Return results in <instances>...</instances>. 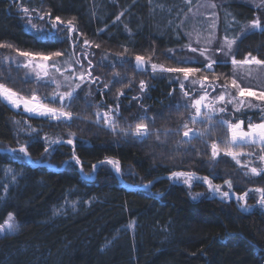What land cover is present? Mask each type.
<instances>
[{
    "label": "trees",
    "instance_id": "1",
    "mask_svg": "<svg viewBox=\"0 0 264 264\" xmlns=\"http://www.w3.org/2000/svg\"><path fill=\"white\" fill-rule=\"evenodd\" d=\"M24 8L31 14L50 11L65 21L74 17L78 33L83 34L79 46L87 39L96 52L109 48L121 53L127 48L128 57L122 65L114 61L115 67L113 62L99 64V71H92L100 77L94 89L78 90V98L66 110L83 119L62 122L30 117L0 101V223L12 213L19 225L15 232L0 236V264H264V212L256 205L254 192L247 197L250 210L244 212L233 200L211 197L201 182L189 188L168 178L172 171L183 170L215 176L217 184L231 179L237 194L264 187V174L245 176L247 169L230 157L211 161L210 144L227 137L225 128L217 127L207 145L193 139L178 147L180 135H161L166 143L159 145L155 136L139 142L94 123L97 105L106 111L117 102L122 127L138 122L136 117L144 109L155 118L150 128L161 131L176 130L190 120V109L169 107L185 103L175 82L149 70H131L133 57H147L153 50L152 61L172 66L176 63L169 59L168 49H174L176 57L186 56L182 18L190 5L185 0H0V42L14 45L0 48V59L15 49L64 50L65 58L71 53L77 56L70 40H38L24 25ZM217 8L220 38L227 31L229 38L236 37L257 16L264 23V9L239 0H222ZM78 33H72L74 39ZM235 50L238 60L248 53L264 59V32L247 31ZM114 72L121 74V82H116ZM215 72L224 74L217 81L222 84L232 76V66L218 65ZM208 75L211 79L212 74ZM136 78L147 83L144 93L133 89ZM0 83L21 94L32 86L28 95L35 91L43 100L53 90L52 85L26 80L22 70L5 63H0ZM105 83L108 89H103ZM193 88L186 86L190 94ZM118 90L124 95L117 101ZM134 96L140 99L133 100ZM44 102L56 105L49 99ZM252 115L260 119L262 114ZM69 132L76 133L74 146L50 144L55 139L66 141ZM22 145L28 148L30 160L18 153ZM47 147L53 150L49 157L42 155ZM73 147L83 171L71 160ZM11 149L17 151L10 153ZM242 149L254 153L249 165L264 167L258 159L260 146ZM106 157L120 161L121 180L109 165H99ZM44 161L48 164H40ZM92 165L99 166L93 171ZM149 181L148 189L137 188Z\"/></svg>",
    "mask_w": 264,
    "mask_h": 264
},
{
    "label": "snow or ice",
    "instance_id": "2",
    "mask_svg": "<svg viewBox=\"0 0 264 264\" xmlns=\"http://www.w3.org/2000/svg\"><path fill=\"white\" fill-rule=\"evenodd\" d=\"M151 3V0H149ZM186 3H191V0H185ZM211 8H215L214 3L209 5ZM257 8L264 7V0H259V3L256 4ZM32 11H36L33 9ZM191 11V9H189ZM23 12L28 16V24L31 27V30H34V35L38 40L47 41V40H70L72 41V47L79 43V36L83 35L78 33V29L74 25L75 18L71 20H63L60 16L53 17L51 12H45L42 15H39L40 20H46V23L50 27L42 28L37 24L32 23V17L29 15V9L24 8ZM120 15H123L121 13ZM215 16V13L212 14ZM120 16L116 17V20H119ZM179 27V26H178ZM210 28L213 30L216 28L215 20L210 24ZM245 31H261L264 32V23L257 16L252 19L245 25ZM102 31V30H101ZM72 33H78L77 37L74 39ZM189 36V42L182 47L187 49L195 56H184L176 57L174 55V49H168V53L172 55L169 56V59L175 60L176 66H165L162 63H155L152 61L153 53L147 57L144 55L135 56V67L138 71H146L147 68L145 65H149L153 75L156 73H169L174 74L173 79L179 84V89L183 93V98L185 103L183 105L176 104V111H179L181 107L189 111L190 120H184L180 127L176 130L166 129L161 131L160 129L150 128L151 124L155 123L154 117H149L147 115V109L143 110V115L137 116L136 122L134 125L128 124L126 127H122L119 123L120 116V105L117 102L115 107L109 105L107 110H102L99 105H97V111L95 112V121L97 125H103L107 130L113 132L114 134L121 135L123 137H133L139 142H143L148 138L155 136V139L159 145L166 143V140H161V135L167 137L168 135L176 134L180 135L182 139L177 142L179 147L182 144H191L193 139H199L206 145L208 144V137H210L217 127L225 128L227 130V137L221 140H213L210 144L211 149V161L216 163L218 158L221 156L230 157L231 160L235 162L237 166L247 169L244 175L260 176L264 174V167H254L250 166L247 162H242V156H251L254 153H246L241 149L244 146L258 145L261 149V155L259 160L264 162V90H253L250 87L242 86L237 77L238 68L256 65L258 67L264 66V59H260L257 56H253L251 53H248L243 59H236L235 55L232 54L233 46L236 44L239 37L229 38L227 35L223 37L220 42L219 47L213 49L210 47L215 42V32L209 33L208 37L204 39V46L193 47L192 33H185ZM195 43L197 45L201 44L200 34H196ZM92 42L87 39H84V46H91ZM95 47L99 48V44H95ZM0 48L13 49L14 45L11 43L0 42ZM83 48V46H82ZM17 56L23 57V62L17 60L15 57H3L0 59V63H5L11 61L15 63L17 68L23 67L29 71L25 74V79H35V81L47 85H55L56 91H54L51 97H44L45 100L50 99L51 103H56L59 101L60 107H51L49 103L42 102L41 98L36 95L35 91L32 92L30 96H25L20 92L13 90L12 88L7 87L4 83H0V101L6 103L12 108L20 109L23 108V111L29 114L39 115L48 117L53 120L62 121V122H71L73 119H83V117L78 114H74L71 110H66L71 108L72 101L78 98V90L87 84L91 88L92 84H96L100 80V77H94L92 74V61L88 60V68H85L82 62L79 59L73 60L72 56H69L68 60L61 62L59 58H62L66 55V51L58 50L51 51L48 53L39 52V51H24L20 49H15ZM124 52L127 53L128 49L125 48ZM220 54L223 57L231 56L232 64V76L225 77V82L220 84L217 83L220 80L221 76H224L223 73L217 74L215 72V66L221 64H227L226 59H217V56ZM75 55V53H73ZM85 59H87V53H84ZM202 58V60L200 59ZM103 59H107L104 57ZM61 63L66 65L62 68L59 66ZM75 63L80 66V70L77 72L72 68V64ZM183 65V66H181ZM199 65V66H194ZM115 67V65H112ZM69 73V74H66ZM208 73L212 74L210 79ZM57 74L63 77V81L57 79ZM116 82H121L122 77L119 72L112 73ZM230 80V82H229ZM189 85H199V89H193L190 94L189 90H186V83ZM67 87V91H59L62 86ZM131 81L126 86L130 87ZM109 84L105 83L103 89H108ZM140 92L144 93L148 85L144 80L139 82ZM217 89H220L219 93L215 96L212 95L213 92H217ZM232 90H235L234 93ZM103 94V90H100ZM196 91H199L198 97L194 95ZM88 95H91L89 91ZM124 92L118 90L117 101L120 96H123ZM171 95V93L169 94ZM251 98V99H248ZM133 100H139L140 97H132ZM252 100L258 101L259 103H253ZM228 105H232L233 111L236 113L241 112L245 107L257 108L261 111L262 115L259 123H253L249 119L247 126L245 128V121L242 119H236L233 122L232 119H225L224 114L228 113ZM91 106V105H90ZM147 121V122H146ZM203 124V128L194 127L195 125ZM191 125V126H190ZM34 131V130H33ZM69 138L64 141L62 139L51 140L50 144H59L67 143L74 146L73 137L76 136L75 132L68 133ZM187 138V139H183ZM47 140V137H45ZM11 151H17V149H11ZM18 151L23 153L25 156H28V148L26 146H21ZM45 152L48 151V148L44 149ZM71 160L75 161L77 165H81L82 162L80 158L75 154L73 147V155ZM110 165L114 171L119 174L121 173V164L120 161L115 158L106 157L104 160L99 162V165ZM99 165H92L93 171ZM7 171H11L8 169ZM15 177H13L14 179ZM215 176H200L194 171H172L170 173L169 179L182 182L184 185H187L189 188L192 187L194 181L201 182L207 185V189L214 196L219 194L222 200H230L232 196H235L236 201L239 203L240 208L244 212H249L250 206L247 203V197L250 192H255L259 194V197L256 201V204L260 209H264V187H258L254 189H248L241 194L234 193L233 182L231 179L224 180L223 185L214 183ZM152 184V181H149L144 185L145 188L149 187ZM224 186L227 187V191L223 190ZM232 193V196H230ZM195 199V197H193ZM135 222L129 224V227H132ZM15 218L12 213H9L7 218L0 223V232H13L16 230Z\"/></svg>",
    "mask_w": 264,
    "mask_h": 264
},
{
    "label": "rangeland",
    "instance_id": "3",
    "mask_svg": "<svg viewBox=\"0 0 264 264\" xmlns=\"http://www.w3.org/2000/svg\"><path fill=\"white\" fill-rule=\"evenodd\" d=\"M221 1L222 0H191V3L190 4L187 3L188 5H190L191 11L188 10L185 13V16L182 18L183 33H184V38H185L184 45L189 42V36L188 35H185V33H192L193 47H201V46H204V39L206 37H208L209 33H211V32L214 31L215 32L216 39H215V42L210 47H212L213 49L219 47L220 42L222 41L223 38H220L218 36V19H219V16H218V10H217L218 8L217 7H218V5H219V3ZM239 1L244 2V3H247V4L251 5L254 8H257L256 7V4L259 3V0H239ZM212 3H214L216 5L215 8H211L209 6ZM260 9H264V7H261ZM213 13H215V16L212 15ZM29 15L32 17V23L37 24L38 26H40L42 28L50 27V25H48L46 23V20L47 19L40 20L38 18V16L41 15L39 12H37L35 14L29 13ZM22 18H23V22H24V25H25L26 29L29 30L30 32L34 33V30H31V27L28 24V16H26L25 14H23L22 15ZM213 20H215V23H216V28L214 30L212 28H210V24L212 23ZM246 32L247 31H243L240 34L239 33H235L234 36L240 38ZM197 33H199L200 34V37H201V44H199V45H197L195 43V38H196V34ZM227 33H228V31L223 35V37L226 36ZM82 46H83V48H82ZM235 46H236V44L233 46V50H232V54L233 55H235V53H236ZM74 49L78 50V52H76L77 53V56H75V55H73V53H71L72 59L73 60L79 59L82 62V64L84 65L85 68H88V60H91L92 61V65L94 66L93 69H92V71H94V70L99 71V64H101V63H107V62L112 63L113 62V64H114L116 62V63H119L120 65H122L124 63V60H127L126 58L128 57V53H125V52H121L120 53L119 51H113L112 49H109V48L106 51L102 50V52H96V51H94V48H92L91 46H84L83 45V42H82V45L81 46H79V44H77ZM184 51H185V53L187 52L186 56H195V55H197V54H193V53L189 52L187 49H184ZM85 52L87 53V59H85V57H84V53ZM6 56L7 57H15L17 60H19L21 62H23V60H24L23 57L17 56L16 51H15V53H11V54L5 55L4 57H6ZM104 57H107V59H103ZM243 58L244 57H242L241 59H243ZM59 59L61 60V62H63L64 60H68L69 57H67V58L62 57V58H59ZM217 59H226L228 61L227 63H229L232 66V64H231V56H229V57H223V55L220 54L219 56H217ZM153 62H155V61H153ZM155 63H157V62H155ZM5 64L11 65L14 68H17L16 65H15V63H12L11 61L5 62ZM131 64H132V69L131 70H133V69L134 70H137L136 67H135V57H133V61L131 62ZM164 65L165 66H169V67L172 66L170 63L164 64ZM59 66L62 68V70H63L64 67H66V65H63V63H61ZM145 67L147 68V70L151 71V68H150L149 65H145ZM72 68L75 71H77V72L80 70V66L77 65V64H75V63L72 64ZM18 69L19 70H22V76L25 78V74L29 70L28 69H25L23 67H20ZM66 74H69V73H66ZM173 75L174 74L159 73V72L155 74V76H158V77H166L171 82H175L176 85L179 86V84L173 79ZM237 77L239 78V82L242 84V86L250 87V88H252L253 90H256V91L264 90V66L258 67L256 65H251V66H245V67L238 68V70H237ZM57 79L60 80V81H63V77L60 76L59 74H57ZM31 80H33L34 82H36L34 78L31 79ZM141 80H143V79L136 78V81L135 82L133 80V82H134V88L133 89H136L137 88L136 90H138V92H140L139 82ZM185 83H186V86L187 87H193L194 86L193 89H196V90L199 89V85H189L188 82H185ZM96 85H97V83L96 84H92L91 85V88L94 89V87ZM52 86H53V90L47 96L49 98L51 97L52 93L54 91H56L55 85L53 84ZM31 87L32 86L27 87V88H24V94L23 95L30 96V95H28V92H29V90H30ZM83 87H86L87 89H89V86L87 84H85ZM67 90H68L67 87L64 86V84L62 83V86L59 89V91L63 92V91H67ZM232 91L234 93L235 90H232ZM195 93L197 94L196 97H198L199 94H201L199 91H196ZM215 95H217V94H215ZM215 95H213V96H215ZM248 99H251V98H248ZM41 100H42V102L45 101V99L44 100L41 99ZM252 102L253 103H259L258 101H255V100H252ZM44 103H49V102H44ZM55 104L56 105H51V104H49V105L51 107H59V106H57V105H59V102L58 101ZM10 108L13 109V110H16V111H20L23 114H25L27 116H30V117L47 118V119H49L51 121H57V120L50 119L48 117H44V116H39V115H34V114L26 113V112L23 111V108L22 107L20 109H15V108H12V107H10ZM247 111H249V115H247V116L244 117L243 116V113L244 112H247ZM252 113H256L257 115L258 114H262L261 111L259 109H257V108H251V109H249L247 107H245L241 112L236 113V112L233 111L232 105H228V113L224 114V118L225 119H232L233 122H235L236 119H242V120L245 121V128H246L249 119H251V121L253 123H259L260 122V119L255 118L252 115ZM233 115H235L237 118H233L232 117ZM251 146H258V145H251ZM47 148H48V151L47 152H44L42 155L49 157L53 153V150L50 149V147H47ZM242 151H244L246 153H250V150H248V149H242ZM9 152L11 153V150H9ZM18 153H20V152L18 151ZM20 154H23V153H20ZM170 156H171V154H170ZM25 157H26V159L30 160L28 156H25ZM251 157H252V155L251 156H242L241 157V160H242V162L249 163ZM258 159H259V157H258ZM260 163H263V162L260 161ZM40 164H48V162L47 161H44V162H40ZM250 166L259 167L260 165L257 166L256 164L255 165L254 164H251ZM111 169L115 173L116 177L119 180H121V176L118 177V174L114 171V169L112 167H111ZM119 175H120V173H119ZM83 176L86 177V178H88V179L91 178L90 175L87 176V175L84 174ZM194 182H196V181H194ZM203 185L207 189V185H205V184H203ZM221 185H223V184H221ZM137 188H139V189H148L149 187L145 188L144 185H143V186H140V187H137ZM223 190L227 191L228 189H227L226 186H224ZM254 194H255V198L257 200L258 197H259V194L258 193H255V192H254ZM210 196L222 200L220 198L219 194H217V195L214 196L212 193H210ZM230 196H232V193H230ZM230 200H233V202L236 204V206L239 209H241L240 206H239V203L235 199V196H232V198ZM258 208H259V206H258ZM260 210L264 212V209H260ZM15 223L17 225V227H16V230H17L18 227H19V225H18V223L16 221H15ZM15 231H13V232H15ZM13 232H7V231L0 232V236L4 235L6 233H13Z\"/></svg>",
    "mask_w": 264,
    "mask_h": 264
},
{
    "label": "water",
    "instance_id": "4",
    "mask_svg": "<svg viewBox=\"0 0 264 264\" xmlns=\"http://www.w3.org/2000/svg\"><path fill=\"white\" fill-rule=\"evenodd\" d=\"M49 101H50V99H49ZM0 152H1V150H0ZM118 177H120V175H119V174H118ZM122 182H123V181H122ZM150 186H151V185H150ZM150 186H149V187H150Z\"/></svg>",
    "mask_w": 264,
    "mask_h": 264
}]
</instances>
